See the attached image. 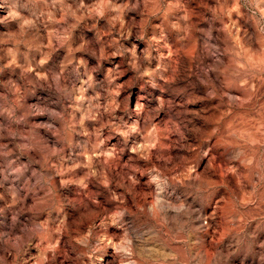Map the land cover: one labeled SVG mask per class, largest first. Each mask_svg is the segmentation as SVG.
<instances>
[{
	"label": "clouds",
	"instance_id": "9594fccd",
	"mask_svg": "<svg viewBox=\"0 0 264 264\" xmlns=\"http://www.w3.org/2000/svg\"><path fill=\"white\" fill-rule=\"evenodd\" d=\"M0 264H264V0H0Z\"/></svg>",
	"mask_w": 264,
	"mask_h": 264
}]
</instances>
